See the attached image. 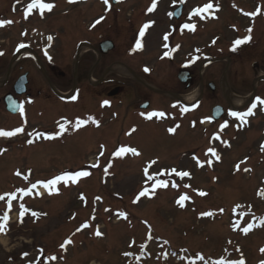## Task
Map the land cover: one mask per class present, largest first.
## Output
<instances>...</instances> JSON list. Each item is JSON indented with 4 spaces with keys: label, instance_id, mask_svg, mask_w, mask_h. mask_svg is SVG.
<instances>
[{
    "label": "rangeland",
    "instance_id": "obj_1",
    "mask_svg": "<svg viewBox=\"0 0 264 264\" xmlns=\"http://www.w3.org/2000/svg\"><path fill=\"white\" fill-rule=\"evenodd\" d=\"M3 1L0 0V15L8 13L12 0ZM209 2L185 0L181 16L185 20L182 22L169 15L176 11L180 0H175V3L173 0H157V7L152 12L147 9L153 0H118L115 5L112 0H109V5H105L103 0H84L79 4L68 1L66 6L59 4L60 11L41 26L57 33L59 40L65 43L64 47L66 43L67 47L70 44L75 46L80 38L93 43V46L81 47L79 60L74 63L77 65L79 61H86L89 67H95L92 71L98 70V74L108 80L118 79L132 90L140 91L139 84L130 78L133 72L146 73L144 69L147 68L153 86L161 85L160 79L164 77V91L178 90L182 92L179 95L182 100L195 95L201 107L200 114L194 116L196 120L206 114L207 109L210 111L215 102L223 106H237V102L242 101L245 107V102L254 99V95L262 99L260 94L264 93L261 90L264 84L258 81V76L264 74V68L251 65L258 60L257 56H250L247 61L241 62L242 55L229 57L227 54L229 41L243 37L242 33H232L235 31L233 28L239 27L241 32L253 29L252 24L249 27L245 22L243 11L263 10L260 15H264V0H211L219 8L214 12L216 18L194 16L188 19L194 9ZM101 16V22L95 23ZM148 23L151 26L140 38L142 27ZM184 24H194L195 30L184 29ZM42 27L40 29L44 30ZM254 31V38L257 39L259 27ZM168 33L169 39L165 42L163 37ZM16 36H10L11 40ZM138 39L142 49H136ZM212 39H217L218 43L211 44ZM104 40H110L116 46L114 54L119 56L120 64L115 68L111 66L115 55L111 54L107 61L101 63L94 53L98 52L97 44ZM165 43L168 48L164 47ZM251 47L259 49L255 44ZM170 50L171 58L164 55ZM64 52L65 49L63 55ZM246 52L247 49L241 51L243 54ZM101 64L104 67L101 68ZM110 66L109 73L106 68ZM180 67H189L194 71L196 78L193 84L191 82L186 86L178 82ZM209 83L216 86V95L201 96L203 86L208 87ZM130 95L124 96L121 102L118 120L112 119L110 110L106 111L107 115L95 116L92 113L94 109L86 105L88 112L84 117L90 114L98 121L99 127L89 122L84 127H98L97 130H88L87 135L76 133L70 140L66 139V143L44 141L40 133H31L32 128L48 130L54 125L55 112L42 106L39 110H46L48 118L38 114V109L30 110L31 126L22 133L23 137H0V195L16 194L9 213L12 228L0 236V264H33L38 257L47 264H215L220 259H243L245 264H261L264 261V253L261 252L264 249V225H260V219L264 218V197L259 193L264 191V151H261L264 141L257 139L252 131L262 126L264 118L251 121V128L232 138L227 146L212 143L221 155L216 160L208 153L213 148L207 142L210 128L199 124L192 126L194 117L180 120L170 114V121L164 119V133L162 119L154 117L149 125L144 126L148 132L140 131V127L129 121ZM213 96L215 101H211ZM164 99L165 111L180 112L174 98ZM175 112L174 115L178 116ZM76 116L78 119L83 117L80 114ZM16 120L0 118V129L11 131L2 127L11 126ZM176 121L185 124L177 135V130L169 132L171 127L166 130ZM131 128H136L138 132L132 135ZM87 137L88 140H84ZM118 138L121 146L133 144L141 154L137 157L126 154L121 157L100 156L96 144L104 142L112 150L116 145L112 142ZM29 140L32 143H28ZM197 158L204 163L203 167L198 166ZM153 160L156 163L148 167ZM209 160L212 161L211 166L207 163ZM97 162L99 166L90 167L88 171L91 174L76 184L69 182L67 187L63 183L58 185V194L49 195L45 189L46 196L39 197L33 193L29 198L18 191L28 190L31 181L46 182L62 173L87 170L86 166ZM109 163L111 167L105 174L104 168ZM146 167L149 176L168 181V187L157 188L154 195L133 203L144 187L153 186L145 175ZM172 169L188 171L190 178L181 179L171 173ZM17 171L20 176L16 175ZM24 175H29L27 181L23 179ZM173 181L177 187L172 186ZM185 185L191 187L186 188ZM195 190L204 191L207 195L201 197ZM81 194L85 200L80 198ZM182 194L191 198L184 202L183 207L177 203ZM96 197L101 200H96ZM20 204L42 215L37 218L25 214L21 223L18 215ZM6 208L7 196L0 201V214ZM119 212L126 213L127 219L118 216ZM207 212L214 215L201 216ZM86 222L91 226L77 231ZM248 224L254 227L245 234L243 229ZM97 228L102 233L100 237L95 235ZM149 233L151 239L148 238ZM69 238L72 243L67 245L66 250L61 248ZM142 244L147 247L142 248ZM23 253H28V256L22 257ZM51 256H55L56 260L47 259ZM200 256L204 259L200 260Z\"/></svg>",
    "mask_w": 264,
    "mask_h": 264
},
{
    "label": "flooded vegetation",
    "instance_id": "obj_2",
    "mask_svg": "<svg viewBox=\"0 0 264 264\" xmlns=\"http://www.w3.org/2000/svg\"><path fill=\"white\" fill-rule=\"evenodd\" d=\"M68 1L69 0H62V2L56 0H43V2L45 3L54 4L55 7L51 11L45 10L43 14H41V10L39 8H34L31 14L28 15V18L25 19V10L27 8V5L31 3L32 0H12L9 6L10 8L8 9V13L0 15V20L13 21V23L10 25L0 27V52L3 53V55H0V118H5L8 120L17 119L12 123L11 126H4L2 127L3 129L5 128L7 130L10 128L14 130L17 128H23L22 133H24L31 126V122L29 119L30 110L36 111L38 109V114L42 116L45 115L44 117H47L46 110L44 109L49 108L50 111L55 112L56 114V116L53 118V127L48 130H43L41 128H36V130L35 128H32V133L41 132L45 135V137L55 136L56 138L53 139H45L53 141L54 143L56 141H59L60 143H66V139L70 140L71 138H73L72 135L76 133H84L85 135H87L86 133L88 130L89 132H92L94 130H97V128L99 127L98 126L94 129H91L89 126L88 128L81 126L79 129H75L71 126L78 119L76 116L77 114L82 115V119L84 120H87V118L91 116L89 114L87 118L84 117L86 112H88L86 111V105H88L90 109H94L92 113L95 114V116L102 113L107 115L106 111L110 110L112 119L118 120L120 118L119 108L121 107V102L123 101L124 96H126L127 94H131L129 96L131 100L128 102V104L130 105L128 110L130 113L129 121H131L134 125L140 127V131H144V126L147 124L149 125L150 121L152 120L145 119V116L142 114H147L154 111L164 112L166 116L165 118H161L163 123L161 125V129L163 130V133L164 119L167 122L170 121V117H172L170 114H173L172 118H178L180 120H185L183 119L184 117H194L200 114V107L197 108V112L188 113H185L180 108V112L164 110V100H166L164 98H174L175 101L178 102L179 107L183 106L185 108V105L176 97H179L180 93L182 92H179L177 89H173L177 91H164V77L160 79L161 85L155 84L153 86L150 75H148L147 73L140 74L133 72L131 76L132 78L130 79L135 83H138L141 87L140 91H137L138 89L132 90L128 84H126L125 82L122 83L118 79L108 80L107 78L102 77L101 74H98V70L97 72L96 69L92 71L95 67H89L90 64L86 65V61H79L76 65L74 61L77 60V57L79 60V55H81L79 51L81 47L85 45L93 46V43L91 44V42L89 43L87 40L80 38L76 42L75 46H73V44H70L67 47L66 43V46L64 47L63 45L65 43L59 40L57 33L51 30L48 31L41 26L42 23L48 20V18H51L50 16L60 11L59 4L62 3L63 6H66ZM3 2H6V0ZM262 11L263 10H259V14L255 15L254 17L245 15L244 13H256L257 10L243 11L242 15L246 19L245 22L248 24V26L249 24L253 25V29L251 31V40L238 46L235 51H233L232 48L233 43L236 39H234L233 41H229L227 52L229 57L242 55L243 57L241 58V62L247 61L250 56H257L258 60L254 61L251 65L252 67L257 66L259 67V69L264 68V15H260ZM8 15H11V17L13 18H9ZM181 20L183 22L185 20L184 17H182L180 21ZM40 27L48 32L41 30ZM257 27H259L260 34L258 38L255 39L254 29H257ZM233 29H235V31L232 33H242V38L249 35V33L247 32V29L249 28H247L246 31L243 30L242 32L240 31L239 27ZM22 33L27 34L22 35ZM14 34H16L17 36L15 39L13 38L11 40L10 36H13ZM49 36L53 37L51 46H49V41L47 39ZM65 40L66 42H68V39ZM102 42H99L97 44L96 50L98 52H94L96 53L95 55H97L96 57H99V61L101 63L103 61H107L111 54L115 55L114 53L116 51V46L114 45L113 50L109 53H101L99 46ZM217 43L218 40L215 41L213 45H216ZM20 44H24L25 47L17 50L18 45ZM253 44H255L260 50L253 49V47H251L253 46ZM62 46L65 49L64 55V49H62ZM73 48L75 53H73ZM244 49H247V54L241 53V51ZM45 50H47V54H45ZM119 64V56L115 55L111 66L114 65L115 68ZM111 66L107 67L106 69H110ZM102 67H104V65H102L101 68ZM108 71L109 73L111 72V70ZM180 71L188 72L190 78L189 82L190 84L191 82L193 84L196 78L194 75V71L189 67H180L178 72ZM237 75L241 74L237 73ZM92 77L93 79L95 78L96 81H92ZM258 78L260 79L261 83L264 84V74L259 75ZM128 89L129 91H127ZM261 90L262 92H264V86ZM73 91H75V100H73V96H71ZM113 92L116 93L115 96L110 95V93ZM216 92V86L214 91H212L209 88V84L208 87L204 85L201 96H215ZM136 93H138L137 96H135ZM260 95L262 96V98H264V93H261ZM214 96L213 98H211V101H215L214 99H216V97ZM135 97H137V100L135 99L134 101ZM9 99L16 105H24L23 116L20 114V112L18 114H13L8 111L7 100ZM104 101H108L109 103L108 105L102 107L101 105ZM40 106L44 108L42 109L44 111L39 110ZM216 106L223 107L224 112L219 120L214 121L212 114L213 109ZM248 109L249 106H223L220 103L215 102L214 105L210 108V111L207 109L206 114H203L196 120L194 117V119L192 120L194 122H192L191 125L196 126L197 124H199L201 126H205L206 128H210V130L207 131L208 144H212V141L215 137L214 135L218 134L221 135L218 143L225 145L223 143L224 141L228 143L239 133L243 134L250 129L249 127L242 129L245 124H241V121L239 119L234 118L229 113H243ZM257 111L256 112L258 114V117L256 119L254 118V121H257L260 118H264V107H258ZM173 112H175L178 116L174 115ZM73 115L74 118H72ZM209 118H211L210 121ZM65 120L70 122L67 130L63 134L57 135L60 128L56 129V127L60 126ZM181 122L183 121H176L175 123L172 122V126H168L166 130L169 127L175 128L176 125H179V127L176 128L177 132L179 133V129L182 128L183 125H185ZM225 122H227V127H224L223 130L220 131L221 126ZM151 127L148 128L151 130ZM132 129H135V131H132ZM129 131L132 135L138 132L136 128H131ZM118 132H120V130H118ZM144 132H148V130L146 129ZM252 132L254 136L258 137L257 139L262 138L260 141H264V120L262 121V126L257 131ZM22 133H19L17 135H24ZM67 134L70 135V137ZM119 139L120 138H118L117 140H113L112 144L116 143V145L112 150H110V146H108L104 142L99 144L97 143L96 146H98L100 153L101 151H103L102 156H112L121 147V144L118 142ZM84 140H88V137L86 139L84 138ZM86 145L89 146L88 143ZM102 145L104 146L103 149L101 148ZM129 148H135L140 153L138 147L133 144H130ZM130 156L132 157L133 155L130 154Z\"/></svg>",
    "mask_w": 264,
    "mask_h": 264
},
{
    "label": "snow or ice",
    "instance_id": "obj_3",
    "mask_svg": "<svg viewBox=\"0 0 264 264\" xmlns=\"http://www.w3.org/2000/svg\"><path fill=\"white\" fill-rule=\"evenodd\" d=\"M75 2H77V0H69V3H75ZM103 2H104L105 5H109V0H103ZM173 2L175 3V0H173ZM184 2H185V0H180L181 4H183ZM54 7H55L54 4L45 3V2H43V0H32V2L27 5V8L25 10V19L28 18V15L31 14V12H32V10L34 8H39L41 10V14H43V12L45 10L51 11ZM156 7H157V0H153L152 5L147 9V11L148 12H152V11L155 10ZM218 10H219L218 5L214 6L213 3L210 0V2L205 4L203 7L194 9L193 12L190 13L188 19L191 20L192 17H194V16H199L200 19L216 18L214 16V12L218 11ZM244 14L254 17L255 15L259 14V10H257L256 13H244ZM169 15L171 16V15H173V13H169ZM100 22H101L100 20H97L95 23L98 24ZM12 23H13V21H11V20H7V21L0 20V27H4L5 25H10ZM94 26H95V24L93 25V27ZM150 26H151V24L148 23V24H145L142 27V29H141V31L139 33L140 38H143V36L145 35V30L147 28H149ZM183 28L184 29H189L191 31H194L195 30V25L194 24H184ZM251 31H252L251 28L247 29V32L249 33L248 36H246L244 38H238V39H236L234 41L233 48H232L233 51H235L238 46H240V45H242L244 43H247V42H249L251 40ZM26 34L27 33H22V35H26ZM169 35H170V33L164 35L163 39H164L165 42L168 41ZM47 39L49 41V46H51V41H52L53 37L49 36ZM213 43H215V41H213ZM24 47H25L24 44H20V45H18L17 50H19L21 48H24ZM164 47L168 48V44L165 43ZM178 48H179V45L176 46V50H178ZM136 49H142V43H141V40H139V39L136 42ZM197 51H199V50H197ZM45 54H47V50H45ZM0 55H3V53L0 52ZM164 55L168 56L169 58H171V50L168 51V52H165ZM196 58H198V57H196ZM196 58H194L192 62H194V60ZM144 71L148 72L149 69L145 68ZM72 99L75 100L76 96H73ZM108 103H109L108 101H104L101 106L102 107L106 106V105H108ZM258 105L259 106H264V99L257 98L256 101L251 105V107L246 112H243V113L231 112L229 114L231 116L239 119L241 121V124H246L247 123V117L254 115V110L257 108ZM14 106L20 112V114L23 116L24 115V105L23 104H19V105H14ZM184 111H187V109H184ZM142 115H144L145 119H148V120H151L153 117L164 118L166 116V114L164 112H155V111L151 112V113H147V114H142ZM210 120H211V118H209V121ZM89 122L99 126L98 121H96L91 116H89L87 118V120L77 119L76 122L74 124H72L71 126L73 128H75V129H79L81 126H84V125H86ZM69 123H70L69 121L65 120L60 125L59 133L57 135L63 134L67 130V127H68ZM178 127H179V125H176L175 128H170L169 132L170 133H174L176 128H178ZM224 127H227V122H225L221 126L220 131H222ZM132 131H135V129H132ZM22 132H23V128H17V129L11 130V131H5V130L0 129V137L11 138V137H13V136H15V135H17L19 133H22ZM29 135H32V134L29 133ZM39 135L43 136L44 134L41 133ZM46 138L53 139V138H56V137L55 136H48ZM214 139H219V135H216L214 137ZM28 143H32V141L29 140ZM223 143L227 146V142L226 141H224ZM103 147L104 146L102 145L101 148L103 149ZM261 151H264V145H261ZM129 152L132 155H134V156H139L141 154L135 148H129V147L121 146L113 155L115 157H121L123 154L129 153ZM208 153H210L211 156L215 157L216 160L220 159L219 155L216 153L214 148H210L208 150ZM0 154H2V151H0ZM102 155H103V151H101V153H100V156H102ZM97 161H99V157L97 158ZM155 163H156L155 160L150 161L148 167H151ZM207 163H208L209 166H211L212 161L209 160ZM197 164H198L199 167H203L204 166V163L199 161L198 158H197ZM98 166H99V163L97 162L96 164H93L90 167H98ZM109 167H111L110 163L104 168L105 174L108 173V168ZM148 167L145 168V175L147 177V180L149 182H152L153 186L151 188H149L147 186L144 187L143 190L138 193V195L135 198V200L133 201V203L139 202L140 198H142V197L154 195L157 188H166V187H168V181L159 180L157 176H149L148 175ZM237 170H239V165H237ZM244 171H249V169H244ZM30 172H31V170H29V175H30ZM171 173H174L176 176L180 177L181 179H183L184 177H189L190 178V173L188 171H177L176 169H172ZM90 174L91 173L88 170H79V171H76L75 173H62L60 175H57V176L49 179L46 182L38 181V182L32 184L31 187L28 190H18V191L22 192L23 195H30L31 192H32V189H36L38 187V185H39V186L43 187L44 189H47L49 195L58 194L59 193V189H58L57 186L60 185L61 183H63V185L65 187H67L69 185V182H71L72 184H76L81 178L87 177ZM16 175L20 176L21 173L19 171H17ZM29 175H24L23 179L25 181H27L29 179ZM172 186L173 187H177V185H176V183L174 181L172 182ZM185 187L189 188L191 186L190 185H185ZM195 191H196V194L201 196V197L207 195V193L204 192V191H199V190H195ZM39 194L40 193L37 192V195H39ZM259 195L264 197V191L260 192ZM6 196H7V208L3 212V214H0V234H6L7 231H8L7 225H8V222L10 220L9 213L12 210V201L16 199V194L15 193H9V194L0 195V201H4ZM80 198L82 200L86 199L83 196V194H81ZM190 199L191 198L187 194H182L179 197L177 203L181 207H183L184 206V202L188 201ZM96 200L99 201V200H101V198L100 197H96ZM237 207H239V206H237ZM19 208H20L19 217H20L21 223L23 222V217H24V215L26 213L30 212V214L33 217H37V218L40 215H42L41 213L30 211L23 204H20ZM106 211H108V209H106ZM220 211L222 212L223 210L221 209ZM117 215L122 217V218L127 219V214L124 213V212H119V213H117ZM212 215H214V213H212V212H207V213H202L201 214V216H212ZM241 215H243V213H241ZM93 219H94V217H93ZM260 225H264V218L260 219ZM90 226L91 225L86 222L80 228H78L77 231H81L83 229L89 228ZM253 227H254L253 224H248V226L243 229V232L245 234H247ZM234 228H235V225H234ZM95 235L97 237L102 236V233L99 231L98 228L95 230ZM148 238L151 239V234L150 233H149V237ZM71 243H72V240L69 238L68 240L65 241L64 244L61 245V248L66 250L67 245H69ZM165 243H167V241H165ZM229 243H231V242L229 241ZM130 247H131V245H130ZM141 247L144 248V247H147V246L142 244ZM237 251H239V249H237ZM39 252H40V254L42 256L43 255V249L39 250ZM261 252L264 253V249H261ZM22 255H23V257H27L28 253H23ZM125 255H130V253H125ZM47 259L54 261V260H56V257L55 256H51V257H48ZM199 259L203 260L204 257L200 256ZM33 264H47V261H41V259L38 257L37 260L33 262ZM215 264H245V261L243 259H240L239 261H227L225 259H220V260L216 261ZM261 264H264V261H262Z\"/></svg>",
    "mask_w": 264,
    "mask_h": 264
},
{
    "label": "water",
    "instance_id": "obj_4",
    "mask_svg": "<svg viewBox=\"0 0 264 264\" xmlns=\"http://www.w3.org/2000/svg\"><path fill=\"white\" fill-rule=\"evenodd\" d=\"M114 2L116 3V0ZM181 9H182V6H180V8L175 12L174 17L176 19L179 18ZM113 48H114V45L110 41H106V42L102 43L101 46H100L101 52L103 54H107ZM178 77H179L181 82H183V83L187 82V77L188 76H187L186 73H181ZM210 87H211L212 90H214V86L213 85H211ZM220 111H221V108H215L214 115L216 114L217 116H220V113H219Z\"/></svg>",
    "mask_w": 264,
    "mask_h": 264
},
{
    "label": "bare ground",
    "instance_id": "obj_5",
    "mask_svg": "<svg viewBox=\"0 0 264 264\" xmlns=\"http://www.w3.org/2000/svg\"><path fill=\"white\" fill-rule=\"evenodd\" d=\"M195 96V95H194ZM194 96H191V97H185V98H183V102L184 103H186L187 105H191V104H193V103H196L198 100H195V97ZM238 103V105L237 106H241V105H243V103L244 102H242V101H238L237 102ZM201 108V107H200ZM200 110V109H199ZM180 132V131H179ZM178 134V132L176 133V135Z\"/></svg>",
    "mask_w": 264,
    "mask_h": 264
}]
</instances>
